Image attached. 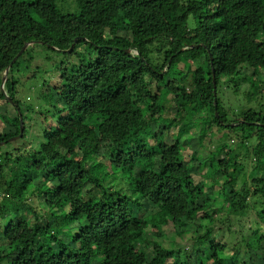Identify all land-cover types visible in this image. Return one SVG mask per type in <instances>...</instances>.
<instances>
[{"label":"trees","instance_id":"obj_1","mask_svg":"<svg viewBox=\"0 0 264 264\" xmlns=\"http://www.w3.org/2000/svg\"><path fill=\"white\" fill-rule=\"evenodd\" d=\"M63 2L0 0V264H264V0Z\"/></svg>","mask_w":264,"mask_h":264},{"label":"rangeland","instance_id":"obj_2","mask_svg":"<svg viewBox=\"0 0 264 264\" xmlns=\"http://www.w3.org/2000/svg\"><path fill=\"white\" fill-rule=\"evenodd\" d=\"M63 6L65 8H68V9L71 8L73 6L72 0H66V2H63ZM187 89L189 90L190 87L188 86ZM214 131H215L216 134H219L218 128H215ZM193 132H194V134H197V136L199 135L198 136L199 141L201 140V144L202 145L204 144V147L202 145H200V143L198 142V140L195 141L194 142L195 143V147L196 148L199 147L198 150H200V152H198V150L195 151V149L188 148V149L185 150L186 159H189L190 158L191 153H199L200 154L201 152H204L206 154V150H207L206 147H209V140L213 137L212 136L213 132H212L211 135H208L206 137L205 136L200 137L201 133H200V131L198 129H194ZM214 139H216V138H214ZM215 141L212 142L213 144L211 145L212 146L211 149H214L215 146L217 145V141H216V144H215ZM30 145L31 144H28L27 146L30 147ZM247 167H249V166H247ZM251 167H252V165H250V167L248 168V170H250ZM196 170H197V168H196ZM253 216L254 217L257 216V221H258L257 224H254L253 225V229H256V228L259 227L258 228L259 229V233H257V234L255 233V236H257V235H259V236L264 235V215H262L261 213H258L257 211H254L253 212ZM249 221L250 220H248V222ZM4 223H7V222L5 221V222H3V224ZM236 229H237V225L236 226L235 225H232V230H236ZM253 229L249 230L245 235L250 234V233H254L255 231ZM176 230L177 229H175V227L172 225L170 227L165 228V232H166V236L165 237H163L162 235L161 236L160 235H157V236L152 235V238H154L157 241L163 243V245L165 247H167V248H173V247H176V246L178 247V245H180V243H178L180 240L177 238ZM251 237H253V234L251 235Z\"/></svg>","mask_w":264,"mask_h":264},{"label":"water","instance_id":"obj_3","mask_svg":"<svg viewBox=\"0 0 264 264\" xmlns=\"http://www.w3.org/2000/svg\"><path fill=\"white\" fill-rule=\"evenodd\" d=\"M27 44L22 48V50L19 52V54L14 58V61L20 56V54L22 53V51L26 48ZM213 74H214V71H213ZM215 76V75H214ZM7 78V74L4 76L3 78V84H2V87L4 86V83H5V80ZM214 85L216 86V81H215V78H214ZM215 93H216V90H215ZM23 130H24V124L21 123V133L19 136H22V133H23ZM16 138V137H14Z\"/></svg>","mask_w":264,"mask_h":264}]
</instances>
